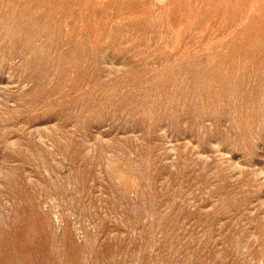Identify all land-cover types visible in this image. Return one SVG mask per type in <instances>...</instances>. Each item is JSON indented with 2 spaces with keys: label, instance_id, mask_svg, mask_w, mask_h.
Wrapping results in <instances>:
<instances>
[{
  "label": "rangeland",
  "instance_id": "1",
  "mask_svg": "<svg viewBox=\"0 0 264 264\" xmlns=\"http://www.w3.org/2000/svg\"><path fill=\"white\" fill-rule=\"evenodd\" d=\"M0 264H264V0H0Z\"/></svg>",
  "mask_w": 264,
  "mask_h": 264
}]
</instances>
